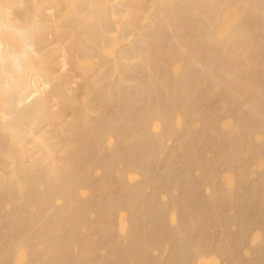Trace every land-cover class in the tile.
Instances as JSON below:
<instances>
[{
  "label": "bare ground",
  "instance_id": "obj_1",
  "mask_svg": "<svg viewBox=\"0 0 264 264\" xmlns=\"http://www.w3.org/2000/svg\"><path fill=\"white\" fill-rule=\"evenodd\" d=\"M0 264H264V0H0Z\"/></svg>",
  "mask_w": 264,
  "mask_h": 264
}]
</instances>
